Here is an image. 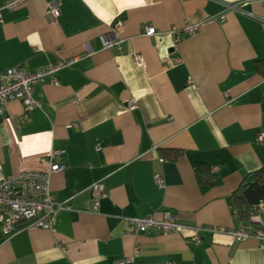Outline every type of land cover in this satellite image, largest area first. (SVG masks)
Segmentation results:
<instances>
[{
    "label": "crops",
    "instance_id": "obj_1",
    "mask_svg": "<svg viewBox=\"0 0 264 264\" xmlns=\"http://www.w3.org/2000/svg\"><path fill=\"white\" fill-rule=\"evenodd\" d=\"M53 1L56 18L46 14ZM1 16L0 71L75 60L57 85L48 76L34 85L29 111L18 99L4 104L3 174L46 170L49 151L64 148L50 188L68 208L49 229L0 235V264H264L255 238L203 228L243 223L234 199L264 168V0H25ZM118 17L122 41L104 48L99 35ZM184 23L199 28L175 42L168 31ZM147 25L157 33L143 35ZM166 149L181 155L166 158ZM97 180L107 195L91 209ZM163 210L180 233H127L124 216Z\"/></svg>",
    "mask_w": 264,
    "mask_h": 264
},
{
    "label": "built area",
    "instance_id": "obj_2",
    "mask_svg": "<svg viewBox=\"0 0 264 264\" xmlns=\"http://www.w3.org/2000/svg\"><path fill=\"white\" fill-rule=\"evenodd\" d=\"M25 0H5L0 6V21L2 20V9H13ZM46 14L56 18L60 14L58 1L48 3ZM222 18V17H221ZM124 21L120 17L116 18L109 30L99 35V39L104 48L117 45L122 41L121 32ZM199 28L198 23H184L181 27H172L168 32L173 34L174 41L178 42L182 35L192 34ZM157 33L153 25H147L142 34L153 36ZM85 49L88 50L87 44ZM135 65L141 66L143 59L139 53L132 55ZM75 59L58 60L44 67L29 71L21 66H12L0 71V116L4 114V104L9 99H18L24 106L25 111H29L37 105V100L33 97L34 85L42 82L45 77H50L53 84H58L57 71L63 66L71 64ZM135 106L134 99H129L128 107ZM27 118V117H26ZM256 139L264 141V131L257 134ZM99 147H96L98 149ZM64 148H53L49 151L45 162L48 167L46 170H23L15 176L3 174L0 166V235L11 236L21 226L29 228L49 229L57 212L63 207L64 203L55 200L51 188V176L64 169V163L56 161L57 156H62ZM213 166L212 170H216ZM155 183L161 186L162 178L158 173L153 175ZM91 209H97L101 198L107 195L104 185L100 180L94 181L90 185ZM236 213V211H234ZM127 233L136 234L139 232L156 231L161 234L180 233L184 228L179 223L176 215L169 210H163L160 217L149 214L141 217L124 216ZM204 229L216 232H226L236 240L242 241L248 237H253L264 244V200H259L256 204L250 205L247 212V222L237 226L225 228L215 225L203 226ZM191 241L198 242L197 234L191 237ZM138 251L136 246L133 252ZM133 256L125 257L120 262L131 261ZM167 264H175L168 262Z\"/></svg>",
    "mask_w": 264,
    "mask_h": 264
},
{
    "label": "trees",
    "instance_id": "obj_3",
    "mask_svg": "<svg viewBox=\"0 0 264 264\" xmlns=\"http://www.w3.org/2000/svg\"><path fill=\"white\" fill-rule=\"evenodd\" d=\"M166 158L176 159L181 155L180 150L176 149H166L163 151L162 154ZM201 167H197V176L201 179L200 172ZM207 183H211V177H208L206 180ZM250 182H257L258 184H264V168L252 173L247 181L242 185L241 189L238 191L235 199H234V207L236 208V213L238 218L243 221V223L247 222V212L250 207V204L247 203L244 195L243 189L250 183Z\"/></svg>",
    "mask_w": 264,
    "mask_h": 264
},
{
    "label": "water",
    "instance_id": "obj_4",
    "mask_svg": "<svg viewBox=\"0 0 264 264\" xmlns=\"http://www.w3.org/2000/svg\"><path fill=\"white\" fill-rule=\"evenodd\" d=\"M243 195L248 204H256L259 200H264V184L250 182L244 189Z\"/></svg>",
    "mask_w": 264,
    "mask_h": 264
}]
</instances>
